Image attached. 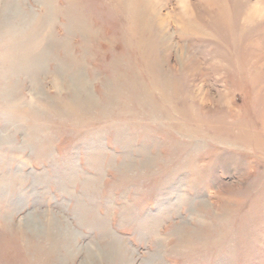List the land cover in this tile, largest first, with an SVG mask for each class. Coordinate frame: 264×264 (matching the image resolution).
<instances>
[{
    "label": "rangeland",
    "instance_id": "1",
    "mask_svg": "<svg viewBox=\"0 0 264 264\" xmlns=\"http://www.w3.org/2000/svg\"><path fill=\"white\" fill-rule=\"evenodd\" d=\"M262 142L264 0H0V264H264Z\"/></svg>",
    "mask_w": 264,
    "mask_h": 264
},
{
    "label": "bare ground",
    "instance_id": "2",
    "mask_svg": "<svg viewBox=\"0 0 264 264\" xmlns=\"http://www.w3.org/2000/svg\"><path fill=\"white\" fill-rule=\"evenodd\" d=\"M47 7H48V9H49V11L47 12V14L45 15V16H43L44 18L43 19H45L46 20V23L47 22H50V19L52 20V18H53V11H54V8H53V10H52V8L49 6V5H47ZM14 11V13H16L17 11H18V9L16 8V9H14V8H11V11ZM8 25V24H7ZM12 27H14V26H12ZM8 29V28H7ZM14 29V28H13ZM10 30V29H9ZM10 33V32H9ZM18 38V37H17ZM20 57H21V55H19ZM63 64H65V62H64V60L61 62V68H66L65 66H62ZM74 75V74H73ZM72 75V76H73ZM79 75V74H78ZM77 82V85H79V86H77V91L81 94V89H82V87L80 86L81 85V81L79 82L78 81V79H76L75 77H73V78H71V84L72 85H74L75 83ZM15 90L14 89H12V87H6L5 88V91H4V95H3V98H5V99H10L11 97H12V95H14L15 94ZM247 137L249 138L250 137V135L249 134H244V135H242V137L241 138H243V139H247ZM263 143L264 142H262V143H259V145H263ZM56 224L57 225V222H55V220L53 219V223H52V226H53V224ZM33 226L35 227V228H39L40 226L39 225H35V224H33ZM58 226H56V228H57ZM58 229H59V232L61 231V229L58 227L57 228V231H58ZM33 233V232H32ZM63 233V235L64 236H62V237H64V240H65V242H66V244H71L72 242H73V239H72V236L70 235L71 233H72V230L71 229H67V230H65V231H63L62 232ZM117 247H119V246H117Z\"/></svg>",
    "mask_w": 264,
    "mask_h": 264
}]
</instances>
